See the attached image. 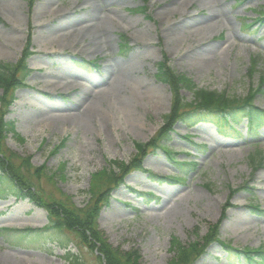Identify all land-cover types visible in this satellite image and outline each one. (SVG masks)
<instances>
[{"label":"rangeland","instance_id":"obj_1","mask_svg":"<svg viewBox=\"0 0 264 264\" xmlns=\"http://www.w3.org/2000/svg\"><path fill=\"white\" fill-rule=\"evenodd\" d=\"M13 1L19 9L15 17L0 0V61L16 62L28 41L31 55L30 72L8 95L5 107V119L13 122L25 141L9 134L5 143L19 156H29L33 166L45 165L47 174L64 163V178L57 176L51 184L42 176L35 183L45 195L70 196L76 207L88 200L93 172L107 168L112 159L130 161L136 153L133 143L148 141L162 126L170 92L154 74L163 55L175 72L198 87L230 95L245 96L264 75V19L256 21L257 14L250 10L262 8L264 0ZM166 8L169 13L162 18ZM211 11L218 15L206 19ZM104 16L115 22L108 21L107 27L97 24L99 29L82 28L102 17L106 21ZM186 17L210 25L179 36L169 46L163 29ZM205 45L220 52L209 64L194 67L182 59L187 49ZM120 64L134 66L132 82L126 91L106 90L114 74L105 75V70ZM260 88L253 103L264 110V83ZM181 93L191 99L188 91ZM89 102L91 107L85 108ZM232 120L190 127L176 122L166 148L176 159L196 163L187 175L179 172L164 148L156 147L142 156L138 169L112 185L97 226L113 248L136 252L138 264H167L172 256L170 237L187 244L220 221L219 241H213L192 264H241L245 260L241 248L261 246L264 251V126L252 134L244 116L238 123ZM176 171L183 182L164 178ZM107 187L103 183L101 189ZM230 187L241 188L229 198ZM45 223L44 208L0 194V264H66L65 250L56 237L81 264L100 263L96 253L81 246L69 230L20 244L6 230Z\"/></svg>","mask_w":264,"mask_h":264},{"label":"trees","instance_id":"obj_2","mask_svg":"<svg viewBox=\"0 0 264 264\" xmlns=\"http://www.w3.org/2000/svg\"><path fill=\"white\" fill-rule=\"evenodd\" d=\"M251 10L257 13L256 21L264 19V6L259 7L258 10ZM29 48L28 41L21 57L14 64L0 61V89L2 90L0 95V194L9 195L16 200L28 199L44 208L46 223L41 228L6 229L13 233V236L9 238H15V244H20L21 240L31 242L46 239V236L53 231L60 233L63 230H69L75 234L81 246L96 253L100 261L98 264H138L136 252L122 253L118 248H113L97 226V218L102 203L106 199V192L112 188V185L120 181L126 172L139 168L142 156L147 153V150L156 147L166 150L169 159L178 167L180 173L187 175L193 170L196 163L187 160L179 162L166 148L168 134L177 121L190 126L199 121L225 120L229 115L236 120L242 116L246 117L248 131L252 134L264 126V110L253 103L255 96L261 92L260 87L264 83V75L261 76L260 84L255 88H249L245 96L230 95L225 91L219 92L198 87L185 74L175 72L169 65L168 57L163 55V58L156 63L154 74L157 81L168 86L171 94L170 109L163 117V125L148 141L134 143L136 153L130 161L126 163L124 160L114 159L109 161L107 168L93 172L90 175L88 200L83 207H76L70 196L63 193H60V197L54 194L45 195L43 188L35 183L42 176L47 177L51 184H55L54 178L57 176L60 179L64 178V163H61L55 171L47 174L45 165L33 166L29 156H19L8 149L5 143L9 134L17 141L24 142V138L15 131L13 122L5 119V107L8 95L11 96V91L22 85L24 78L30 72L26 65V59L30 55ZM255 63L256 59L253 58L248 71L250 75L254 71ZM181 90L188 91L191 99L186 100ZM63 144L64 142L61 143ZM169 179L175 182L185 180L182 175L176 178L169 177ZM103 183L108 185L106 191L101 189ZM239 188H231L230 197ZM218 226L219 222L210 225L203 237L187 244H182L178 238L171 237L169 249L172 256L167 264H191L209 244L215 240L219 241ZM55 240L61 249L65 250L63 258L66 264H81L77 255L66 250L67 245L61 237H56ZM242 252L245 258L242 264H264V252L261 248L250 250L246 247Z\"/></svg>","mask_w":264,"mask_h":264},{"label":"bare ground","instance_id":"obj_3","mask_svg":"<svg viewBox=\"0 0 264 264\" xmlns=\"http://www.w3.org/2000/svg\"><path fill=\"white\" fill-rule=\"evenodd\" d=\"M3 7L6 8V12L9 13L10 15H13L15 17V9L18 11L19 9L17 8V4L13 1V0H1ZM96 8V4H94V7L92 8V11L95 10ZM169 8H166L164 11H162L160 13V16L165 17L166 13H169ZM164 12H166L164 14ZM173 12V9H171L170 13ZM211 15H208V17L206 19L209 18V20L211 18H213V16H217L218 13L217 11H211L210 12ZM17 16V15H16ZM104 17H108L106 19V21L103 19V17L101 18L100 21H97L96 23H85L82 28H85L88 25H93L96 29L99 27H101L100 23L102 25H104L105 27H107L108 21L111 22H115L114 19L110 16H104ZM207 21V20H204ZM97 24L99 25V27L97 26ZM168 25V24H167ZM210 22L208 21V23L203 24V25H199L196 23V21H194L193 19H191L190 17H186L184 19L181 20V22H179L178 24H169L166 28L163 29V33L165 32V35L167 37V41L168 45L170 46V44H172L174 41H176L179 36H184L187 33H193V32H197L198 30H203L205 27L209 26ZM63 35V33H62ZM100 36V35H99ZM98 40H102V37H98ZM13 42V41H12ZM210 47V48H209ZM211 46H202V47H198V48H190L187 49L185 51V53L182 55V59H184L186 62L192 64V66L194 67H200V66H204L209 64L218 54H220V52H217L216 50L211 49ZM130 67V68H129ZM133 65H125V64H120V65H116V66H108L107 69L105 70V75H111L114 74L113 80L110 83V86L105 88L106 90H117L120 92V90H124L126 91L127 88V84H129V82H132V76L134 74L130 73V71H135ZM81 83V82H80ZM104 91V90H102ZM101 91V92H102ZM124 103L127 105V102L124 100ZM91 107V102L88 103V105L85 108H90ZM39 115L35 116L38 117ZM238 217V216H237ZM236 217V218H237ZM15 219H18L17 216L14 215ZM240 218V217H239Z\"/></svg>","mask_w":264,"mask_h":264}]
</instances>
